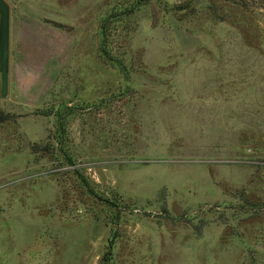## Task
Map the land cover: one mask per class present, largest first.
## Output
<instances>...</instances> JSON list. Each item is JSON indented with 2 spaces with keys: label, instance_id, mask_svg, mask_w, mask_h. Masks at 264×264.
<instances>
[{
  "label": "rangeland",
  "instance_id": "374dc122",
  "mask_svg": "<svg viewBox=\"0 0 264 264\" xmlns=\"http://www.w3.org/2000/svg\"><path fill=\"white\" fill-rule=\"evenodd\" d=\"M5 1L0 264H264V0Z\"/></svg>",
  "mask_w": 264,
  "mask_h": 264
},
{
  "label": "water",
  "instance_id": "95a60500",
  "mask_svg": "<svg viewBox=\"0 0 264 264\" xmlns=\"http://www.w3.org/2000/svg\"><path fill=\"white\" fill-rule=\"evenodd\" d=\"M9 67V5L0 0V94L5 96L8 90Z\"/></svg>",
  "mask_w": 264,
  "mask_h": 264
},
{
  "label": "trees",
  "instance_id": "16d2710c",
  "mask_svg": "<svg viewBox=\"0 0 264 264\" xmlns=\"http://www.w3.org/2000/svg\"><path fill=\"white\" fill-rule=\"evenodd\" d=\"M141 1H145V0H137V2H141ZM108 19H106V21H107ZM101 32H102V40H101V44H100V47H101V49H103L104 51H105V48H104V44H105V42H104V37H105V34H106V31H105V25L103 24V26H102V30H101ZM106 54H107V52H106Z\"/></svg>",
  "mask_w": 264,
  "mask_h": 264
}]
</instances>
